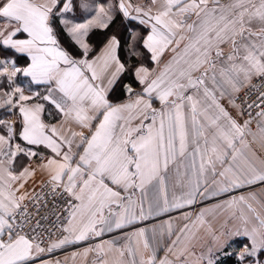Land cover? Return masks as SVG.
Listing matches in <instances>:
<instances>
[{
    "label": "snow or ice",
    "instance_id": "6c2138e0",
    "mask_svg": "<svg viewBox=\"0 0 264 264\" xmlns=\"http://www.w3.org/2000/svg\"><path fill=\"white\" fill-rule=\"evenodd\" d=\"M77 8L90 14L77 20ZM117 8L125 20L147 29L146 35L129 29L132 55H140L135 51L137 40L154 63L171 48L174 55L158 74L143 63L122 61L116 35L101 37L97 52L91 37L106 32ZM0 21V51L26 53L31 61L21 68L15 61L0 60L4 65L0 77L7 76L11 85L17 73H22L31 83L48 86L46 94L25 95L21 86L4 93L5 103L19 108L22 129L16 138L25 143H13V126L0 119L6 130L0 135V264H66L43 257L219 192L257 184L264 190V161L259 168L248 163L246 170L236 165L243 156L237 142L247 148L245 137L250 135L255 142L259 136L264 146V91L252 84L253 77L261 78L264 88V0H230L227 4L220 0H150L148 5L109 0L94 6L84 0H0ZM226 44L227 53L222 47ZM130 70L139 90L123 83L127 99H111L121 77ZM245 86L259 95L251 103L244 102L249 118L239 123L221 101L227 98L229 107L239 109L237 116L243 117L236 94ZM14 97H18L15 102ZM36 98L52 104L63 115L62 123L70 120L80 130L65 135L56 125L46 124L41 119L44 104L29 103ZM157 103L159 107L154 106ZM254 107L260 117L258 132L249 127ZM31 146H44L52 154L39 167L50 176L53 198L59 195L64 200L60 212L66 215L56 240L50 239L55 233L40 213L43 197L23 191L35 174L30 170L32 158L45 160ZM18 156L29 161L19 172L15 168ZM170 174L180 189L171 196ZM249 199L255 200V194L233 197L230 205L246 204L255 212ZM26 201L33 202L35 212ZM203 215L197 217L201 223ZM256 219L258 227L244 230L252 246L239 253L240 261L264 249V217L257 214ZM165 230L170 238L174 232L171 220L159 232L153 228L151 235L144 227L123 233V246L113 239L100 240L85 247L82 255L86 258L95 252L93 264H109L104 257L110 252L121 258L117 264H125L126 253L127 264H177L187 251L191 226L185 224L166 246L164 258L158 259V237L163 238ZM45 233H49L46 247L42 246ZM181 244L185 247L178 249ZM71 255L75 259L78 253Z\"/></svg>",
    "mask_w": 264,
    "mask_h": 264
},
{
    "label": "crops",
    "instance_id": "0c3cea01",
    "mask_svg": "<svg viewBox=\"0 0 264 264\" xmlns=\"http://www.w3.org/2000/svg\"><path fill=\"white\" fill-rule=\"evenodd\" d=\"M114 3V0H111ZM107 4L109 1H104ZM118 3V0H115ZM133 4L142 3L145 5L150 4V0H131ZM230 0H220V3L227 4ZM119 11V10H118ZM77 13V12H75ZM68 18L72 19L73 14H68ZM124 19V18H123ZM195 17H192V20H195ZM127 22V20L124 19ZM191 22V21H189ZM3 26V21H0V27ZM260 25H254L255 29H259ZM147 34V33H146ZM187 41H184L180 45V49L184 47V44ZM98 45L100 44L97 43ZM96 44V45H97ZM174 47V45H173ZM224 52L227 53L229 51V45H222ZM99 51V46L97 48V52ZM147 51V50H146ZM179 51V49H178ZM148 52V51H147ZM150 56V64L144 63L146 67L150 70H154L155 74H158L164 66L171 60L174 53L171 51V48L167 50L163 56H161L158 63H154L151 60V54L148 52ZM7 58L9 61H15L16 67H26L31 61L30 58L27 57L26 53H16L15 50H7L0 51V60ZM4 65L0 64V69H2ZM9 69H12V64L9 63L7 65ZM197 72L194 75H199ZM254 78V77H253ZM134 89L139 90L138 86L132 84ZM16 86H21L24 88L25 95H32L33 92H40L41 94L47 93V85L44 84H33L31 83L30 77L23 76L22 73H17L16 77L13 80V83L10 85L7 80V76L0 77V119L5 120L7 123L11 124L14 128V141L13 143L20 142L18 138V133L22 129V117L19 113V108H11L10 105H7L5 101L7 100V96H5V92H11L12 89ZM209 86H211L209 84ZM191 94V91L190 93ZM237 95V94H236ZM111 99L123 101L127 99L126 95L123 92V88L118 90L116 88L115 92L111 94ZM18 99V97H14L13 101ZM43 103L44 111L41 113V119L50 125H56L60 128L65 135H70L71 131H79V127L72 121L64 122V117L61 113L58 112L54 108V106L46 101L39 100L38 98L30 101L29 103ZM222 104L226 108H229V111L237 119L239 123L240 117L237 116V109H232L228 105V99L225 98L221 101ZM155 107H159V104H155ZM260 118L257 120V122ZM256 128L252 130V132H258ZM6 134V130L3 126H0V135ZM245 140L248 142L249 147L245 148L239 142L236 143L237 149H242L243 156L238 158L236 161V165L240 168L247 169V164H254L257 168L261 166V161H264V146L261 145L259 136L257 140L254 142L252 137L246 136ZM33 150L40 152L44 157L42 163H46V158L51 156V152L49 149L44 146H31ZM229 153L231 150H228ZM231 156L229 155V160ZM29 161L27 158L23 156H18L15 164V168L17 172H19L23 165L28 164ZM30 170H35L34 176L28 179L25 183V188L23 191L29 193V195L33 194L43 183L45 180L50 179L49 174L46 171H42L39 166L31 163ZM176 178L174 175L170 174V178L168 180V188L169 195L179 194L180 189L175 187ZM250 193L255 194L256 199H249L248 203L252 205V208L255 209V212L249 210L246 204H235L230 205V201L233 197H239L240 195L248 196ZM21 193H17L20 195ZM138 195V194H137ZM203 212V222L197 220V217L200 213ZM259 214L261 217H264V190H262V185H252L241 189H234L230 192H219L216 195L205 197L203 200L198 199L194 205L186 206L183 209L173 210L169 213L163 214L159 217H153L146 221H142L137 225L129 226L124 230H117L114 233H105L103 237L99 240H89L80 242L78 244L65 246L63 249L54 251L49 257L48 254H45L43 258L48 259L51 258L53 260L59 259L60 261H66V264H93V260L96 259L95 252H90L88 256L85 258L82 253L85 247L89 245H94L99 243L100 240H108L113 239L116 241L117 246H123L126 242L123 233L131 232L134 228L144 227L149 230V235H151V230L156 228L158 232L164 226L165 221L171 220L174 228L173 235L169 238L167 232L165 230V234L163 238H159V248H158V259H162L165 256L166 246L171 244L172 240L176 239V234L179 233L180 229L184 227L185 224L191 226V232L188 233V238L186 242L187 251L182 255L177 262V264H209V261L214 264L221 254L227 251L229 254H234L238 257L239 253L244 251L245 247L251 250L252 240L249 236L244 235L245 228L251 232L253 227H258V221L256 219V215ZM242 217L246 218L247 223L244 222ZM218 237V239H216ZM98 239V238H97ZM259 241V237H257ZM237 242H243V244L238 248ZM185 247L184 244L178 246L179 248ZM263 250V249H259ZM259 250L257 252H259ZM77 252L78 255L75 259L72 258V252ZM109 261V264H117V262L121 259L118 253L110 252L107 256L104 257ZM168 258L170 260L176 261V257L172 254H169ZM125 264L129 257L127 253L122 258ZM139 257L137 256V260Z\"/></svg>",
    "mask_w": 264,
    "mask_h": 264
},
{
    "label": "trees",
    "instance_id": "16d2710c",
    "mask_svg": "<svg viewBox=\"0 0 264 264\" xmlns=\"http://www.w3.org/2000/svg\"><path fill=\"white\" fill-rule=\"evenodd\" d=\"M85 1V0H84ZM96 0H87V2L89 4H92L94 6V4ZM104 1H109V0H100V2H104ZM105 3V2H104ZM114 3L116 4L115 0ZM77 13H75V16H77V14H80L81 16L87 17L90 13L88 10L83 8H77ZM129 29L135 30L137 32H139L141 35H146L147 33V29L144 28L143 26L139 25L138 22L135 21H124L122 14L118 11V8L115 9V17L113 22L110 24L109 28L106 30V32L101 33V32H96L92 35L91 40L93 44H97L100 42V38L107 35V36H111V35H116L118 37V39H120L121 41V49H120V56L122 61L126 62L129 65H137L139 63H148L150 62V56L148 54V52L146 51V49L143 48L142 45V41L141 40H137L135 41V50L138 49L140 52L145 53L148 58L147 61H141L139 59L136 58V56L134 57V55L130 58L127 57V49L125 47H129L130 43H132L131 39H130V32ZM98 44L96 45V50L98 48ZM143 63V64H144ZM123 83H131L134 84L135 86H138V84L135 82L134 77L131 74V70L129 72H126L122 77H121V81L120 83L117 85L118 90L122 89V85ZM237 247L239 248L243 242H237ZM264 257V249L263 250H259L257 256L254 257H245L244 261H240L237 256H235L234 254H229L227 251H225V253L221 254L220 257L218 258V260L214 263V264H256L257 261L261 262V258ZM261 264H264L261 262Z\"/></svg>",
    "mask_w": 264,
    "mask_h": 264
},
{
    "label": "built area",
    "instance_id": "2783aa9c",
    "mask_svg": "<svg viewBox=\"0 0 264 264\" xmlns=\"http://www.w3.org/2000/svg\"><path fill=\"white\" fill-rule=\"evenodd\" d=\"M260 79L254 77L252 79V84L256 85V89H259L260 91H264V88H261L260 85ZM256 89H253L251 86H245L242 88V90L236 95V103L240 104L244 108V115L243 117H240L241 123L243 120L248 119V109L246 105L244 104L245 101L248 103H251L252 101H255L257 99V96L259 95V91ZM239 111V109H237ZM258 109L255 107L251 110L252 115V122L249 125L251 130H254L256 128V122L260 118L256 115V112ZM38 152V151H37ZM40 153V152H38ZM42 160H40L38 157H33L31 163H33L36 166H40L42 164ZM49 180H45L39 188L31 195H38L39 197H43V199L40 202V213L44 216H46L48 219L45 221L46 226H48L51 229V232H54L55 235H51V240H56L61 236V233L57 231V229L61 226V224L64 222V216L66 214H63L60 212V209L64 205V200L57 195L55 198L50 194L51 193V186L49 184ZM45 200L47 201V204L45 206ZM25 203L28 204L29 210L32 212H35V208L33 207V202L26 201ZM57 216H59V220L57 219ZM101 238H98L96 240H99ZM49 243V233H45L44 238V244L42 246H47Z\"/></svg>",
    "mask_w": 264,
    "mask_h": 264
},
{
    "label": "rangeland",
    "instance_id": "374dc122",
    "mask_svg": "<svg viewBox=\"0 0 264 264\" xmlns=\"http://www.w3.org/2000/svg\"><path fill=\"white\" fill-rule=\"evenodd\" d=\"M140 1V0H139ZM84 2H87V0H85ZM96 3L97 2H100V0H96L95 1ZM112 2V1H111ZM88 3V2H87ZM113 3V2H112ZM91 4H92V2H91ZM84 10V9H83ZM84 18H86V17H84V16H81L80 14H77V16H75V19H77V20H83ZM126 49H127V57L128 58H130L131 57V50H130V48L129 47H125ZM137 53H139L140 55L139 56H136V58L137 59H139V60H141V61H147V58H148V56L145 54V53H142V52H140L138 49H136L135 50ZM133 56V55H132ZM135 57V56H134ZM144 63V62H143ZM147 63V62H146ZM148 64H150V62H148ZM138 87H139V85H138ZM257 254H258V252H257ZM257 254H256V256H257ZM238 258V257H237ZM261 260V262L262 263H264V257L263 258H261L260 259Z\"/></svg>",
    "mask_w": 264,
    "mask_h": 264
}]
</instances>
